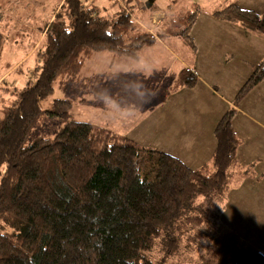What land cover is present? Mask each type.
I'll return each instance as SVG.
<instances>
[{"label": "trees", "instance_id": "16d2710c", "mask_svg": "<svg viewBox=\"0 0 264 264\" xmlns=\"http://www.w3.org/2000/svg\"><path fill=\"white\" fill-rule=\"evenodd\" d=\"M60 2L37 46L35 83L13 104L0 103V264H165L147 256L163 231L201 225L199 216L178 221L199 197L224 199L232 183L241 143L232 127L235 109L214 128L209 163L191 168L105 126L69 120L71 100L43 102L57 80L76 77L99 53L138 61L142 49L168 37L194 49L190 30L200 8L172 10L150 32L138 21L160 8L147 0H113L110 17L84 0ZM213 16L264 38V12L229 3ZM2 45L0 32V55ZM263 79L264 62L253 68L235 101ZM196 81L182 68L171 90ZM47 118L59 122L51 138L43 131ZM187 240L204 243L199 264H264V252L218 219Z\"/></svg>", "mask_w": 264, "mask_h": 264}, {"label": "rangeland", "instance_id": "374dc122", "mask_svg": "<svg viewBox=\"0 0 264 264\" xmlns=\"http://www.w3.org/2000/svg\"><path fill=\"white\" fill-rule=\"evenodd\" d=\"M60 1L0 0V32L3 35L0 55V103L4 100L7 105L13 104L17 93L35 83L39 74L40 57L36 47L34 48L36 51L31 49L53 10L56 7L58 9ZM112 1L84 0V3L93 6L100 16L110 17L116 11V7L111 5ZM147 2H152L160 8L159 11L146 13V19L138 21L150 32L155 31L154 28L161 22L160 20L170 11L179 10L192 2L199 5V14L232 2L240 8L254 10L259 15L264 12V0H147ZM199 41H201L200 37L197 38V42ZM141 53L140 62L127 60L132 67L136 65L135 76H139L136 81L121 80L117 83L111 81L110 76L114 71L110 70L108 74L106 70L109 69L112 54L99 53L95 60L85 61L82 71L76 77L57 80L53 85L52 96L43 102L44 107L53 99H69L73 103L69 120L108 126L107 128L118 134H124L144 146L163 152V91L171 81V74L177 68V64L160 45L144 48ZM229 56L231 57V54ZM232 58V62H238L236 53ZM15 64L18 65L11 70L10 66ZM86 71L92 74L90 83L83 81ZM228 74L231 75V79L226 89H235V81L241 77L243 69H234L228 71ZM141 84H145L146 88L140 87ZM239 84L235 89L237 91L233 92V99L242 86L241 82ZM228 92V95L232 96L230 91ZM43 124L44 133L51 138L59 122L47 118L43 120ZM246 136L248 143H257L254 134L253 137ZM252 152L255 153L254 150ZM262 152L264 154V151ZM253 168L247 167L246 173ZM258 170V182H245L242 181L239 168L235 167L228 192L232 190V195L235 197L237 195V199L231 198L226 207L224 199L210 202L204 197L195 199L185 210L178 224L188 216H199L205 221L201 225H188L177 232L171 229L168 232L163 231V235L156 241L154 248L147 253V256L153 262L163 260L165 264H199L204 243L194 241L190 244L187 239L189 235L198 232L214 219L223 221L236 231L242 240L251 241L264 249V213H244L238 205L243 190L254 191L264 187L261 167L258 166ZM242 174V177H245V173Z\"/></svg>", "mask_w": 264, "mask_h": 264}, {"label": "crops", "instance_id": "0c3cea01", "mask_svg": "<svg viewBox=\"0 0 264 264\" xmlns=\"http://www.w3.org/2000/svg\"><path fill=\"white\" fill-rule=\"evenodd\" d=\"M193 4L198 5L192 2L187 6ZM223 6L197 15L190 30L194 49L189 48L181 39H177L178 37L159 39L150 47L160 45L177 64V68L171 74V81L163 91V152L177 157L191 168H199L208 164L216 145L213 135L214 128L227 109L234 108L236 113L232 119V127L241 139L236 152L237 165L235 167L239 168L242 181L258 182V166L261 167V173L264 175V154H262L264 151V79L238 102L233 99V92L240 82L243 84L246 81L256 65L264 62V38L244 29L240 24L213 16V11ZM56 9L57 7L51 16ZM198 37L202 42H197ZM41 38L42 33L31 51H36ZM234 53L238 55L237 63L232 62ZM141 54L140 59L133 62H140ZM96 57L95 55L89 60H95ZM110 58L109 69L106 71L108 74L110 70L114 71L110 76L111 81L115 83L121 80L134 82L139 79V76H135L136 65L132 67L127 61L129 59L123 60L121 59L123 57L113 55ZM17 65L10 66L11 70ZM182 68L192 71L197 81L192 87L171 90ZM239 68L243 69V74L236 79L235 89L227 90L226 87L231 79L228 71ZM91 77L92 74L86 71L83 81L90 83L92 82ZM108 77L109 75L106 79ZM228 91L232 96L228 95ZM168 102L169 105H167ZM253 134L257 143H248L246 135L253 137ZM252 150L255 151L254 154ZM250 166L254 168L246 173V168ZM232 172L234 176L235 168ZM242 173H245V177H242ZM225 197V207L229 205L231 198L237 199V195L236 197L232 195V190L227 191ZM239 201L238 205L244 213H264V187L254 189V191L243 190ZM258 248L264 252V249Z\"/></svg>", "mask_w": 264, "mask_h": 264}, {"label": "clouds", "instance_id": "9594fccd", "mask_svg": "<svg viewBox=\"0 0 264 264\" xmlns=\"http://www.w3.org/2000/svg\"><path fill=\"white\" fill-rule=\"evenodd\" d=\"M140 87L142 88H146L145 84H141ZM148 90V89H147ZM149 91V90H148ZM152 95H154V93H152Z\"/></svg>", "mask_w": 264, "mask_h": 264}, {"label": "water", "instance_id": "95a60500", "mask_svg": "<svg viewBox=\"0 0 264 264\" xmlns=\"http://www.w3.org/2000/svg\"><path fill=\"white\" fill-rule=\"evenodd\" d=\"M146 4H147V6H148V5L150 4V2H147Z\"/></svg>", "mask_w": 264, "mask_h": 264}]
</instances>
